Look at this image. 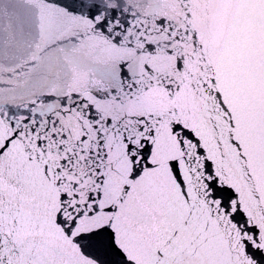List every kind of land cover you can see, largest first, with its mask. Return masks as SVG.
Returning a JSON list of instances; mask_svg holds the SVG:
<instances>
[{
    "label": "snow or ice",
    "instance_id": "6c2138e0",
    "mask_svg": "<svg viewBox=\"0 0 264 264\" xmlns=\"http://www.w3.org/2000/svg\"><path fill=\"white\" fill-rule=\"evenodd\" d=\"M0 264H264V0H0Z\"/></svg>",
    "mask_w": 264,
    "mask_h": 264
}]
</instances>
